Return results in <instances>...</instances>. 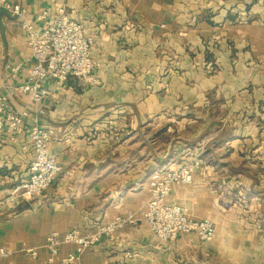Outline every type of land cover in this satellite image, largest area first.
<instances>
[{
  "label": "crops",
  "instance_id": "crops-1",
  "mask_svg": "<svg viewBox=\"0 0 264 264\" xmlns=\"http://www.w3.org/2000/svg\"><path fill=\"white\" fill-rule=\"evenodd\" d=\"M22 15H2L0 92L27 81L31 49L23 21L63 5L95 38L97 83L49 85L40 125L56 131L50 153L56 181L16 209L0 212V264H66L63 243L50 263L47 238L117 216L137 220L69 264H264V0H12ZM22 63L13 76L11 67ZM198 156L190 184L166 202L211 219L212 242L180 234L162 242L143 221L149 178ZM26 134L0 136V199L29 173ZM36 250L32 256L27 250Z\"/></svg>",
  "mask_w": 264,
  "mask_h": 264
},
{
  "label": "built area",
  "instance_id": "built-area-1",
  "mask_svg": "<svg viewBox=\"0 0 264 264\" xmlns=\"http://www.w3.org/2000/svg\"><path fill=\"white\" fill-rule=\"evenodd\" d=\"M14 15H22L21 5L12 0H0V10ZM48 22L38 28L29 19L23 21L28 45L31 49V66L27 81L15 86V90L28 96L35 114L26 107L21 111L14 110L8 92H0V136L16 138L18 134H26L32 144L33 157L29 164L28 176L11 187L8 194L0 199V212L16 209L23 201L40 195L50 187L62 170L55 155L50 153V144L55 136V129L39 124L38 118L45 115L43 103L51 97L52 85L56 89L66 86L71 79L79 84L97 83L95 76L96 62L91 57V49L95 38L87 34L85 25L71 18L65 6L58 5L54 13L44 11L38 21ZM22 63L11 67L16 76ZM202 165L198 156L193 157L179 168H160L152 172L149 178V199L142 211L143 221L154 236L162 241L175 240L180 234H196L203 242H212L216 235L215 223L208 218L194 219L186 214L181 206L169 204L166 197L176 184H190L193 174ZM133 215L117 216L108 223L95 222L91 228L82 231L74 228L62 236L54 232L47 238L46 247L50 252L49 262L52 263L63 243L76 245L75 252L64 258L66 264L75 262L79 255L90 249L102 238L112 239L127 225L136 223ZM36 256V250H27ZM10 251L0 248V257H8Z\"/></svg>",
  "mask_w": 264,
  "mask_h": 264
},
{
  "label": "water",
  "instance_id": "water-1",
  "mask_svg": "<svg viewBox=\"0 0 264 264\" xmlns=\"http://www.w3.org/2000/svg\"><path fill=\"white\" fill-rule=\"evenodd\" d=\"M2 15H5L7 17H12V14L6 10H3V9L0 10V31H1L2 37L5 38V28H4V25L1 21Z\"/></svg>",
  "mask_w": 264,
  "mask_h": 264
}]
</instances>
